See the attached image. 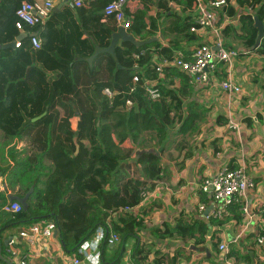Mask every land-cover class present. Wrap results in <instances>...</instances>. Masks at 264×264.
Instances as JSON below:
<instances>
[{
  "label": "trees",
  "instance_id": "trees-1",
  "mask_svg": "<svg viewBox=\"0 0 264 264\" xmlns=\"http://www.w3.org/2000/svg\"><path fill=\"white\" fill-rule=\"evenodd\" d=\"M22 1L0 0V44L16 41L20 32L15 27V12ZM108 1L96 0L91 7L66 3L51 13L42 28H28L41 36L39 48H34L29 36H25L18 47L0 49V129L10 135H29L55 165L42 196L45 213L36 214L29 208H22L19 213L9 215L29 222L53 221L67 254H75L80 243L90 237L97 226L103 225L109 230V223L120 240L115 249L109 244L102 245V264H121L130 241V264H175L178 250L172 255L163 254L154 250L151 242L142 243L138 235L154 203L142 209L143 216L124 208L140 204L142 191L148 194L162 178V158L177 162L182 156L192 155L195 144L184 137L191 127L187 123L201 118L206 109L197 105L196 115L185 117L183 102L194 85L189 82L188 75L174 66H167L161 79L150 61L151 53L145 58L134 57L155 46L152 53L171 58L172 54L160 47L158 41L140 47L119 41L114 56L100 52L91 62L87 60L96 46L105 48L110 44L112 33L118 28L113 17L103 14ZM184 1L189 10L195 5V0ZM167 2L161 0L160 3L165 12H170L168 30L183 33L186 39L193 38L194 33H186L194 24L190 14L186 15L184 9L171 11ZM226 3L223 11L230 16L238 14V25L226 26L223 37L237 40L250 49L257 35L254 16L263 22L264 28V0H226ZM53 16H79L84 28L80 31L86 30L87 36L78 37L74 42L57 39L50 45L46 34ZM52 26V29L57 28ZM127 30L132 31V26ZM174 46L179 48L176 42ZM255 51L264 54V37ZM135 75L138 81L133 80ZM166 77L178 79V86H174L173 81H165ZM147 80L157 82L160 92L157 99L148 98L143 88ZM105 87L119 94L112 106L102 93ZM126 99H131L135 105L126 108ZM156 106L159 116L153 109ZM140 116L152 118L157 128L166 133L158 144V155L149 151L153 146L148 145L147 140L155 142V135H144ZM215 119L217 125L227 124L224 116L218 115ZM138 147L139 152H136ZM259 181L260 178L255 177L254 184ZM201 199L206 200L205 197ZM227 216H232L235 223H241L244 217L240 206L234 203L225 208L221 218L201 214L187 219L180 213L173 226L164 223L163 230L154 227L151 231L157 239L176 236L183 242L193 239L199 243L210 229L221 227ZM259 234H264V229L259 227L256 237ZM231 253L233 251L228 250L227 256ZM0 264L6 263L0 259Z\"/></svg>",
  "mask_w": 264,
  "mask_h": 264
},
{
  "label": "crops",
  "instance_id": "crops-1",
  "mask_svg": "<svg viewBox=\"0 0 264 264\" xmlns=\"http://www.w3.org/2000/svg\"><path fill=\"white\" fill-rule=\"evenodd\" d=\"M167 1L171 11L181 12L184 9L186 15L190 14L194 22L196 17L194 7L189 10L184 0ZM53 2L54 8L59 2L57 0ZM95 2L96 0H83V5L91 7L96 4ZM160 2L161 0H127L125 10L132 18L133 30L126 31L137 40L156 38L154 41H158L160 47H165L172 55L178 53L189 55L195 46L213 41V36L208 30L198 29L190 39H186L183 33L170 32L167 28L170 12H165ZM69 4H74L73 0H70ZM238 9L239 12L242 11L240 7ZM229 18L228 25H238V14ZM80 19L79 16H53L51 23L57 28L52 29L54 26L49 25L47 37L45 36L47 42L54 45L57 39H69L74 42L78 37L87 36L86 30L80 31L84 29ZM47 20L48 18L38 27L43 26ZM38 36L42 40L41 36ZM222 38L226 48H234L239 54L230 67L219 66L214 78L215 81L231 78L240 85L241 98L229 100L216 85L192 84V89L183 102V114L185 117L195 116L198 111L197 105L202 110L206 109L205 114L196 119L202 121L200 126L195 131L191 127L184 134L187 142L193 141L195 144L192 155L185 158L182 156L177 162L162 158L164 166L162 178L156 181L155 187L138 204L135 211L139 216H143L142 209L154 203L150 212L145 215V227L138 235L142 243L151 242L153 249L160 250L163 254L172 255L178 250L175 264H224L225 253L219 249L220 243L227 244V250L233 251L230 258L235 264H264V246H259L255 238L259 227L256 223L246 224L244 218L241 223H235L232 216H227L221 227L210 229L201 237L203 241L199 243L193 239L183 242L176 236L157 239L151 231L154 227L163 230L164 223H167L168 227L173 226L180 213L187 219L199 217L201 214L206 217L198 208L199 204L207 202V196L200 189L202 179L219 166L235 167L240 156L243 157L246 170L253 182L255 177L260 178L248 193L247 205L257 209L264 203V54H259L252 48H245L239 41L230 37L222 35ZM175 42L179 48L174 46ZM154 48L155 46L149 48L152 63L155 62L156 56L161 55L152 53ZM162 77L164 78V75L159 78L163 79ZM164 80L173 81V85L178 86L176 78L166 77ZM153 109L159 116V108L158 112ZM229 114L241 122L239 131L228 129L226 124L221 126L216 124L215 118L218 115L228 120ZM74 124L75 118L72 120V125ZM140 126L142 130L147 128L148 131H153L154 127H157L153 119L146 116H140ZM54 168V163L32 142L29 135H10L0 129V194L3 196L0 199L2 240L0 249L4 258L7 256L5 242L8 238L18 237L21 230H26L36 223L44 224L48 220L38 219L29 222L27 219H14L2 211L3 200L9 201L8 196L22 197L33 188L26 200L27 208L36 214L45 213L46 205L42 196L47 178ZM201 197H205L206 200ZM208 207L210 210L211 204ZM57 236V234L56 236L52 234L50 238L36 236L33 245L18 237L17 246L21 253L28 255V264H72L73 254L64 252ZM131 243L132 241L121 258V264H130ZM110 247L115 249L117 244ZM112 253L113 250L109 252V257ZM2 262L8 264L4 260Z\"/></svg>",
  "mask_w": 264,
  "mask_h": 264
},
{
  "label": "built area",
  "instance_id": "built-area-1",
  "mask_svg": "<svg viewBox=\"0 0 264 264\" xmlns=\"http://www.w3.org/2000/svg\"><path fill=\"white\" fill-rule=\"evenodd\" d=\"M75 6L83 5V0H73ZM126 0H110L103 8L104 16L113 17L118 27L127 30L132 26V18L125 10ZM172 4V2H171ZM227 5L226 0H195L194 24L186 31V33H196L198 29L208 30L213 36V41L202 43L194 47L189 55L181 53L166 58L164 55L156 56L153 66L159 76L164 75L167 66H174L185 72L189 77V82L198 85H216L229 100L241 98V87L231 78L215 81L214 73L219 66L227 65L230 67L239 52L234 48H226L223 45L222 31L230 22V16L223 12V8ZM53 0H24L16 10L17 20L15 27L19 32H24L29 36L30 42L34 48H39L41 40L36 32L28 31V28L39 26L49 18ZM222 15V16H220ZM236 16V15H234ZM20 45V40L15 41V47ZM149 49L142 50L139 54H135L137 59L139 56L147 57ZM134 81H138V76L133 77ZM155 80H147L143 84L148 98L157 99L160 92L156 87ZM108 99L109 105L112 106L118 92L105 87L102 92ZM135 103L131 99L125 100L126 108L134 106ZM227 127L230 130L239 131L241 122L228 115ZM254 187V182L246 170L243 157L240 156L235 167L227 165L219 166L212 173L205 175L202 179L200 189L207 196V202L199 204L198 208L204 213L208 211L209 215L215 218H221L226 207L237 203L243 214V220L246 224H257L260 229H264V203L257 209H252L247 205L248 193ZM147 194L142 191V200ZM141 200V201H142ZM211 208L209 210V205ZM138 206V205H137ZM135 207H125L128 212H135ZM2 211L7 214H16L22 210L21 204L16 200L6 201L2 207ZM208 215H206L207 217ZM105 226L96 227L90 237L85 239L78 246L76 253L71 259L72 264H102V245H116L120 238L119 235ZM56 230L53 221L48 220L44 224L36 223L26 230H21L18 237L24 239L30 245L35 243V237L50 238ZM18 237H11L5 246L6 258L9 262L17 264H28V255L21 253L17 244ZM256 243L264 246V234L256 237ZM219 249L224 251V264H235L228 254L227 244L220 243Z\"/></svg>",
  "mask_w": 264,
  "mask_h": 264
},
{
  "label": "water",
  "instance_id": "water-1",
  "mask_svg": "<svg viewBox=\"0 0 264 264\" xmlns=\"http://www.w3.org/2000/svg\"><path fill=\"white\" fill-rule=\"evenodd\" d=\"M66 3H70V0H62V1H60L57 4V6H55L52 9V11L56 10L57 8H59L60 6L66 4ZM253 19H254V26L257 29V35H256V38H255L254 45L251 48L255 49V48H257L260 45V42H261L262 38L264 37V28H263V22L257 16H254ZM25 36H26V34L24 32H20L19 35L17 36V40H21ZM155 39L156 38H147V39H144V40H137L132 34L128 33L125 29H123L122 27H118L117 30L112 33V38H111L110 44L107 47H105V48H100V47L96 46L93 55L88 57L87 60L89 62H91L93 60V58L100 52H107V53H110V54H112L114 56V48H115V45L117 44V42L119 40L124 41V42H130L133 45H135L136 47H140V46H142L144 44L151 43ZM7 47L14 48L15 47V41H12V42H9V43H5V44H0V49L1 48H7ZM73 141H74L75 146H76V151L75 152H77L78 151V145H77V137H76V135L73 137ZM149 151L150 152H154L156 155L159 154L158 151H156L153 148H150ZM32 189L33 188H30L28 190V192L22 197L8 196V198H9V200L18 201L21 204L23 210H25L27 208L26 200H27L29 194L32 192ZM207 214H208V211H204V215H207ZM56 234H57V230H55L53 232V236H56ZM9 239L10 238H8L6 240L5 244L7 243V241ZM110 246H112V245H110ZM0 259L6 261L8 264H12L11 262H9L7 260V258H4V256H2L1 249H0Z\"/></svg>",
  "mask_w": 264,
  "mask_h": 264
},
{
  "label": "rangeland",
  "instance_id": "rangeland-1",
  "mask_svg": "<svg viewBox=\"0 0 264 264\" xmlns=\"http://www.w3.org/2000/svg\"><path fill=\"white\" fill-rule=\"evenodd\" d=\"M158 106H156L155 107V109L157 110V112H158ZM197 122L195 123V125H194V122H191L190 123V121H188V125H190L191 127H193V131H195L196 130V128H198V126H200V124H201V122L202 121H200V120H196ZM194 126H195V128H194ZM190 127V128H191ZM189 128V129H190ZM192 131V132H193ZM143 132H144V135L146 136V135H148V134H154L155 135V139H156V141L155 142H149L148 140H147V144L148 145H152L153 147L152 148H154L155 147V149L157 150V148H158V144L161 142V140H163L164 138H165V136H166V133L162 130V129H160V128H157V127H154V130L153 131H148V129L147 128H144L143 129ZM191 134V133H190ZM140 149V147H138V149L136 150V152L138 151ZM139 152V151H138ZM143 237H146V236H144L143 235Z\"/></svg>",
  "mask_w": 264,
  "mask_h": 264
}]
</instances>
